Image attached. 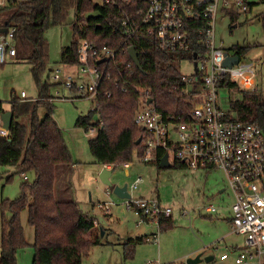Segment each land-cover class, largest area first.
I'll list each match as a JSON object with an SVG mask.
<instances>
[{
  "label": "trees",
  "instance_id": "1",
  "mask_svg": "<svg viewBox=\"0 0 264 264\" xmlns=\"http://www.w3.org/2000/svg\"><path fill=\"white\" fill-rule=\"evenodd\" d=\"M127 13L141 6L140 0H118ZM70 9L75 11L73 31L80 39H87L98 46L107 45L115 50L114 61L109 64L111 78L105 77L95 99V107L80 116L76 126L89 131L97 129V135L89 140L91 152L97 163L110 165L113 171L120 163L132 162L133 155L142 159L145 148L137 144L144 135L143 128L135 123V113L140 106L143 90L149 92L153 104L165 115H173L181 121L188 120L191 103L183 92V73L178 62L193 59L190 54L161 51L154 37L142 34L128 37L123 27V15L116 6L100 4L94 0H7L0 7V27L14 29L12 44L16 57L33 65L40 86L38 99L14 97L10 110L13 122L7 136L0 135V166H13L23 177L34 174L33 181L21 184L20 195L2 199L0 264H17L18 250L29 245L21 213L28 210V222L34 228L35 254L32 264H85L93 246L100 244V233L95 234L96 216L84 211L77 200L57 198L56 191L60 172L75 161L66 143L64 131L54 118V104L49 82H42L40 75L46 69L50 47L46 31L51 24H63ZM233 23L237 12L230 11ZM259 19L264 27V11ZM200 26L203 22L199 23ZM62 49L61 63L74 66L79 63V39ZM139 52L140 67L131 59L129 47ZM199 48V47H198ZM202 53L206 48L200 47ZM238 55H245L249 46H234ZM96 63V62H94ZM120 71V65L127 66ZM3 65V64H0ZM81 97H90L84 94ZM238 120L256 123L264 120V87L245 90L242 98L231 102ZM45 109L42 117L39 113ZM9 110V109H8ZM7 111L0 100V114ZM98 114L99 119L94 120ZM27 120V122H26ZM165 151L160 150L155 161L161 166ZM170 167H185L181 161ZM2 177L0 176V179ZM6 212L10 213L6 217ZM173 226V217L160 219L161 230ZM144 242V236L129 238L127 244ZM185 264V263H169Z\"/></svg>",
  "mask_w": 264,
  "mask_h": 264
},
{
  "label": "rangeland",
  "instance_id": "2",
  "mask_svg": "<svg viewBox=\"0 0 264 264\" xmlns=\"http://www.w3.org/2000/svg\"><path fill=\"white\" fill-rule=\"evenodd\" d=\"M263 11L264 1L258 3L251 12L237 14L235 23L230 13H220L215 27L217 46L232 53V48L236 45L250 47L248 53L242 55V60L256 63L257 88L264 87V27L259 19ZM74 21L75 11L70 9L63 24H51L46 31L50 55L40 79L43 83L51 84L49 92L53 97V116L62 127L66 143L75 164L77 163L76 166H64V177L59 179L57 185V198L78 200L84 211L97 218L103 217L106 221L108 215H105L97 204L114 201L109 212L115 217V222H107L106 233L100 236L101 243L93 246L85 264H168L177 261L187 264L189 258L194 259L197 256H200V260L195 264H237L235 256L239 248H234L233 245L239 244L242 248L245 245V235L235 232L228 234L233 231L229 216L234 197L227 187L225 174L221 170L207 172L187 167H168L159 171L155 164L143 162L135 154L129 168H126L124 163L116 165L110 177L113 187L128 184V189L136 198H159L164 205L171 207L173 226L160 231L158 242L144 240L138 244L125 245L129 238L135 239L157 232L158 224L150 222L137 225V216L123 204L125 199L117 196L113 187L101 181L100 173L104 167L96 162L89 145V140L97 135V129L86 131L76 126L80 116L94 109L95 99L74 98L71 90L63 83L55 81L57 69L61 71L60 76L63 79L68 75L82 77L76 65L61 63L62 49L77 38L73 31ZM178 66L183 74L194 71L193 63L186 59L178 62ZM22 92L28 99L36 100L40 95L33 65L25 59L8 57L7 62L0 65V100L3 101L4 108L10 109L12 99L15 96L21 97ZM242 93L239 87L222 89L221 104L230 108L232 101L242 98ZM45 112L44 108L39 110L42 117ZM93 119L98 120L99 115L95 114ZM15 169L13 166H0V225L2 199L18 197L24 181L22 175L16 174L7 182V177L13 174ZM138 176L142 177V182L132 191L131 186ZM33 179L34 174H29L28 180ZM107 188L111 190L110 195L106 193ZM209 205H213L216 210L208 212L206 207ZM5 214L6 217L10 216L9 212ZM21 222L29 245L18 250L17 264H31L35 254V232L28 222L27 209L21 213ZM187 253L190 254L185 256ZM223 253H227L229 258L221 260Z\"/></svg>",
  "mask_w": 264,
  "mask_h": 264
},
{
  "label": "built area",
  "instance_id": "3",
  "mask_svg": "<svg viewBox=\"0 0 264 264\" xmlns=\"http://www.w3.org/2000/svg\"><path fill=\"white\" fill-rule=\"evenodd\" d=\"M263 1L140 0L141 6L130 14L118 0L97 2L118 8L128 37L138 34L154 37L158 49L165 52L187 55L193 52V59H182L194 65L192 73L182 75L183 92L191 103L187 121H181L180 116L176 119L173 115H165L153 100L148 103L149 92L142 91L134 119L144 130L141 144L145 152L141 161H155L159 151L164 150L171 165L181 161L187 168L207 172L221 170L225 174L227 187L234 197L232 230L245 235V245L235 256L237 264H264V120L244 123L236 118L232 107L225 108L221 104L222 89L239 87L244 92L256 88L257 66L254 61L242 60V55H239L238 63L232 66L224 64L227 54L231 56L237 52L232 53L216 45L215 27L220 13H248ZM6 2L0 0V7ZM200 22H203L202 26ZM13 38L14 29L9 28L7 33L0 34V64L6 63L8 57H16ZM77 39L79 63L76 66L82 77L68 75L63 79L57 69L55 81L71 90L74 98L84 94L94 97L104 78H111L107 70L116 53L107 45L98 46L87 39ZM202 45L206 48L205 53L200 49ZM129 66L131 64L120 65V71ZM21 98H26L24 92ZM8 133L0 114V135L7 136ZM130 165V162L124 163L126 168ZM24 178L28 179L27 176ZM141 182L142 177L138 176L131 190L137 189ZM106 193L110 195L111 190L107 188ZM124 199V206L137 216V225L158 224L157 232L144 235L145 241L158 242L160 219L172 215L171 207L164 205L159 198H136L131 194ZM113 203L109 200L97 204L108 215L110 223L115 222V217L109 212ZM206 210L214 212L216 208L209 205ZM95 229L100 233L102 223L99 220L95 222ZM228 258L227 253L221 255L223 260Z\"/></svg>",
  "mask_w": 264,
  "mask_h": 264
},
{
  "label": "water",
  "instance_id": "4",
  "mask_svg": "<svg viewBox=\"0 0 264 264\" xmlns=\"http://www.w3.org/2000/svg\"><path fill=\"white\" fill-rule=\"evenodd\" d=\"M8 30H9V28L7 26L0 27V34L1 33H7ZM128 51H129V54H130L131 59L134 61V63L138 67H140L139 52L135 49L134 46H130L129 49H128ZM239 58H240V56L238 54L231 55V56L227 54V57H226V59L224 61V64H226L228 66H232L233 64H236V63L239 62ZM104 60L105 59H102V61H104ZM195 67H197V62H195ZM152 100L153 99L150 98L148 100V103L152 102ZM1 117H2V119L4 121V127L9 130L10 127H11V125H12V122H13V112L9 109V110L3 112L1 114ZM141 140H142V138H139L138 141H137V144H140L141 143ZM160 164L163 167H170L171 166V163L168 160V154H165L161 158V163ZM112 173H113V168L108 169L107 167H104L102 169L101 173H100V179H101V181L105 185H107L109 187H113V184H112V182L110 180V177H111ZM113 192L117 196H119L120 198H129L131 196V194H130V192L128 190V184H124L122 186L117 185V186L113 187ZM221 192H223V190H221ZM100 221H101L102 225H107V221H106L105 218L101 217L100 218ZM101 234L103 235L104 234V231H102ZM199 260H200V256H197L194 259L189 258L186 263L187 264H195Z\"/></svg>",
  "mask_w": 264,
  "mask_h": 264
},
{
  "label": "crops",
  "instance_id": "5",
  "mask_svg": "<svg viewBox=\"0 0 264 264\" xmlns=\"http://www.w3.org/2000/svg\"><path fill=\"white\" fill-rule=\"evenodd\" d=\"M77 164V163H76ZM76 164H74L73 166H76ZM102 167H107L108 169H110V168H112L110 165H102ZM63 174H64V172L63 171H61V173H60V180H62V178L64 177L63 176ZM78 201V200H77ZM230 211H231V209H230ZM112 214V213H111ZM101 218V217H100ZM100 218H98L99 219V221H100ZM101 222V221H100ZM108 222V221H107ZM229 223H230V227L232 228V224H231V213H230V216H229ZM102 226H105V227H107V225H102ZM102 230V229H101ZM101 232V231H100ZM232 232H234V231H231V232H229L228 234H230V233H232ZM106 232L104 231V234H105ZM102 235V234H101ZM144 235H146V234H144ZM144 235H142V237L144 236ZM140 237V236H139ZM29 243V242H28ZM238 246V247H237ZM233 247L234 248H239L240 249V246H239V244H235V245H233ZM239 249H238V251H239ZM21 250V249H20ZM19 250V251H20ZM190 253H187V254H185V256H188ZM17 257H18V253H17ZM33 259H34V257H33ZM33 259H32V262H33ZM220 259H221V256H220ZM221 260H223V259H221ZM226 260V259H225ZM32 262H31V264H32ZM171 263H183L182 261H177V262H171ZM166 264V263H165ZM169 264V263H168Z\"/></svg>",
  "mask_w": 264,
  "mask_h": 264
}]
</instances>
